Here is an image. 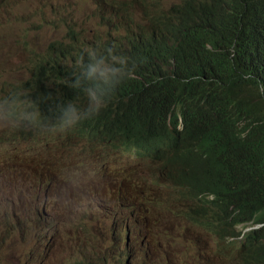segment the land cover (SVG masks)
Wrapping results in <instances>:
<instances>
[{
    "label": "rangeland",
    "instance_id": "1",
    "mask_svg": "<svg viewBox=\"0 0 264 264\" xmlns=\"http://www.w3.org/2000/svg\"><path fill=\"white\" fill-rule=\"evenodd\" d=\"M21 1L24 0H0V93L29 86L27 79L34 69L43 61L51 63V58L43 54L52 45L56 54L71 56L58 62V67L67 66L66 71L75 68L87 47H108L109 42H114L123 50L127 46L125 35L120 29L114 30V11L122 3L133 5L136 24L145 23L148 15L140 0H87V7L82 0H26L20 10ZM173 1L163 2L169 5ZM45 21L48 24L41 25ZM242 89L248 93L252 86L243 84ZM84 142L74 128L55 135L35 131L10 135L0 129V264H18L19 260L25 264H102L103 259L108 264H121L125 257L118 250L125 240L118 239L126 232L132 236L137 232L181 234L184 242H192L193 247L184 251L180 264H236L233 256L217 259L216 246H211L207 236L200 238V228L171 217L169 200L175 190L169 185L163 191L149 192L162 202L148 209L142 202L129 200L115 205L120 179L113 173L120 168L138 169L135 182L139 177L152 180L149 171L138 163L143 152L128 149L124 152L128 157H114L111 152L94 154L91 162L86 159L93 167H87L81 155ZM40 181L46 184V191L40 194L41 201H48L44 209L41 202H35ZM127 188L145 194L133 183ZM73 198L79 201L80 211L90 212L89 217L77 214ZM91 201L93 206L88 204ZM7 206L13 215L9 220L3 219ZM69 227L74 228L76 243ZM222 236L216 243L224 245ZM158 241L155 251L145 252L129 240L130 259L135 262L142 258L143 264H172L171 256L161 250Z\"/></svg>",
    "mask_w": 264,
    "mask_h": 264
},
{
    "label": "trees",
    "instance_id": "2",
    "mask_svg": "<svg viewBox=\"0 0 264 264\" xmlns=\"http://www.w3.org/2000/svg\"><path fill=\"white\" fill-rule=\"evenodd\" d=\"M163 1L140 0L148 12L143 24L134 23L130 4L122 3L114 11V30H122L127 46L123 50L114 42L107 46L135 62V76L115 88L107 106L95 117L80 122L74 129L88 142L107 140L104 142L113 147L143 152V158L159 161L166 175L211 180L216 177L226 150L224 129L244 128L264 114V106L255 96L242 91L236 96L230 86L236 61H240L233 56V50L253 40L261 29L262 3L174 0L166 5ZM26 2H20V10ZM54 49V45L46 48L43 56L71 57L62 54L57 58L51 52ZM59 67L57 63L40 65L25 87L41 100L40 111L49 119L57 103L76 98L84 103L83 94L68 86L74 69L66 71L67 66L60 67L63 72ZM167 96L183 101L196 96L192 112L218 124L195 128L184 122L179 129L177 121L159 118L163 105L170 108ZM256 130L264 137V121ZM237 203L245 205L246 200L238 198Z\"/></svg>",
    "mask_w": 264,
    "mask_h": 264
},
{
    "label": "clouds",
    "instance_id": "3",
    "mask_svg": "<svg viewBox=\"0 0 264 264\" xmlns=\"http://www.w3.org/2000/svg\"><path fill=\"white\" fill-rule=\"evenodd\" d=\"M84 1L87 0H82L83 6L87 7L88 2L85 4ZM260 1L262 27L253 40L233 50V56L240 61H236V71L230 78V86L236 96L240 91L251 94L264 106V0ZM49 56L53 57V55ZM135 72V62L113 48L87 47L76 61L73 79L68 83L70 88L83 94V104L80 103L79 98L57 103L49 119L40 111L41 100L33 97L26 89L9 88L4 93H0V129L6 130L10 135L21 131L52 135L69 131L103 110L115 88L121 82L134 78ZM210 79L208 78L207 81L210 82ZM243 84H250L252 89L246 93L242 89ZM197 95H200V91ZM167 97L170 108L167 110L163 105L160 108L159 118L177 121L179 129L183 127L184 122L195 128L218 124L210 121L209 117L192 112L191 106L196 96L190 101H183L173 96ZM205 119L207 120L204 123ZM262 121L264 114L244 128L224 129L222 139L226 150L215 178L193 181L180 179L175 174L165 175L152 182L146 180L144 183L150 182L151 186L143 188L145 194H141L140 197L130 196L126 200L132 203L142 202L146 206L144 209H148L149 206L162 202L160 198L150 195L149 192L163 191V188L169 185L175 190V194L169 200L168 211L171 217L200 228L203 231L200 238L204 239L207 236L209 241H212L211 246H216L214 255L217 259H228L233 256L236 264H264V137L256 130ZM101 142H91V145L96 146ZM101 151L111 152L114 157L116 155L128 157V154H124L127 150L113 147L104 141L97 150L87 154L84 151L81 155L91 162L90 157L101 154ZM142 159L143 156L140 160ZM113 175H117L120 179L118 191L128 189L129 184H134V178H138L139 172L138 169L127 166L124 169L120 168ZM36 191L39 192L40 188L37 187ZM238 198H244L246 204L238 205ZM47 203V200L41 202L43 209ZM222 234L224 236L220 239L225 242L224 245L215 241ZM141 236L144 237L142 241L134 242L132 233L126 232L125 236L118 239L125 240L124 245L121 244L118 250L119 254L125 257L121 264L133 262L127 259L129 240H133L132 245L138 246L140 250L159 240V237L153 234ZM73 241L76 243L75 236ZM192 247L193 243H185L181 234L169 233L168 239L160 248L171 256L172 264H180L184 251ZM142 251L149 252L155 249ZM18 264L25 262L19 260ZM73 264L93 263L73 262ZM102 264H108V261L103 259ZM134 264H143L142 258H138Z\"/></svg>",
    "mask_w": 264,
    "mask_h": 264
},
{
    "label": "bare ground",
    "instance_id": "4",
    "mask_svg": "<svg viewBox=\"0 0 264 264\" xmlns=\"http://www.w3.org/2000/svg\"><path fill=\"white\" fill-rule=\"evenodd\" d=\"M59 66H60V67H65V66H63V65H61V64H59ZM92 138H93V140L96 139V138L94 137V134L92 135ZM101 141H107V140H101ZM102 145H103V144H101V145H99V146H97V147L92 148V149L89 150L87 153H90V152H92V151H94V150H97V149L100 148ZM87 153H85V154H87ZM107 153H108V151H101V154H107ZM76 154H78V153H76ZM83 157H84V156H83ZM84 159L86 160L87 157H85ZM203 205L205 206L206 204H203ZM141 235H142V233H139V232L135 233V234L133 235V237H132L133 240H134V242H135V240L142 241V240L144 239V237H142ZM156 236H159V241H158V243H159L160 245H162V243L164 242V240L168 239V237H169V233L161 232L159 235H156ZM156 247H158V246H156V242H155L154 244H151V245H149V246H144V247L142 248V250H151V249H155Z\"/></svg>",
    "mask_w": 264,
    "mask_h": 264
}]
</instances>
